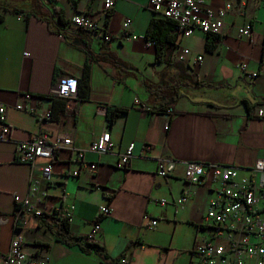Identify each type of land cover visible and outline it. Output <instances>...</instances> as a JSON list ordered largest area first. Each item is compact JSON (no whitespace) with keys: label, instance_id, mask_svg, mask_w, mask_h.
Masks as SVG:
<instances>
[{"label":"crops","instance_id":"0c3cea01","mask_svg":"<svg viewBox=\"0 0 264 264\" xmlns=\"http://www.w3.org/2000/svg\"><path fill=\"white\" fill-rule=\"evenodd\" d=\"M230 1L237 12L226 16L215 49L208 51L200 30L165 44L167 25L149 0L116 1L106 25L112 35L107 44L90 32L74 33L71 24L80 12L100 17L103 0H0V101L11 126L10 140L0 144V264L15 229L24 236L25 252L48 255L49 264H122V257L128 264L195 262L212 193L186 181L182 161L247 167L264 158V112L258 113L264 109V77H245L246 71L264 72V0ZM224 3L207 0L206 6L216 10ZM246 23L253 33L240 36L238 28ZM149 31L161 38V59ZM182 46L190 54L179 60ZM109 52L126 66L104 59ZM66 75L78 79L79 94L54 103L51 89ZM19 103L34 111L18 109ZM109 106L124 109L113 124L107 120ZM168 107H173L170 117ZM46 110L56 115L41 121ZM105 130L111 135L109 151H91V142ZM41 131L52 138L68 134L72 145L55 156L49 180L40 169L46 160L37 159L33 175L47 196L30 201L52 217L73 203L69 230L78 245L58 240L41 215L23 212L18 217L12 195L27 196L31 168L15 160L14 141ZM132 143L133 156L123 167L120 157ZM78 151L98 163L94 175L85 168L70 175L71 167L78 166ZM158 158L180 162L161 177ZM186 188L190 196L181 206L178 199ZM160 199L165 203L156 202ZM100 205L113 212L100 217L102 231L89 240Z\"/></svg>","mask_w":264,"mask_h":264},{"label":"built area","instance_id":"2783aa9c","mask_svg":"<svg viewBox=\"0 0 264 264\" xmlns=\"http://www.w3.org/2000/svg\"><path fill=\"white\" fill-rule=\"evenodd\" d=\"M117 0H103V10L100 17L88 12H80L71 18L74 33L90 32L95 38L107 44L112 35L105 26L106 16L115 7ZM207 0H149L152 10L163 18L174 22L173 33L177 35V41L188 38L195 30L206 34H221L226 16L237 12L235 5L230 0H225L219 9H211L206 6ZM127 22L126 24H128ZM240 36H250L253 33L251 23H246L238 28ZM154 43V41H151ZM179 46V45H178ZM28 54V53H25ZM190 54L188 47L182 46L177 52V58L184 60ZM202 56L197 57L201 61ZM245 71L244 63L240 64ZM264 72L246 71L245 77L249 81H255ZM51 95L63 99H70L78 95V79L74 76H60L51 89ZM27 99L31 95H25ZM18 109L34 111V108L25 107L19 103ZM264 109H259L262 114ZM173 107H168L166 114L170 117ZM51 110H46L39 115L41 121L51 120ZM168 125L166 126V128ZM11 126L7 121V107L0 101V144L10 140ZM72 138L68 134L52 138L47 132L41 131L29 140L14 141L15 160L28 164L31 174L28 181V194L21 197L13 193L14 202L19 206L18 217L21 213L42 215L43 211L38 209L30 197L47 196L45 190L41 189L39 179L33 175L37 167L38 158L46 162L40 166L43 177L49 180L52 172V164L57 153L64 148H71ZM111 147V135L105 130L94 139L89 149L97 153H106ZM134 143L120 157V165L126 167L133 156ZM75 162L78 166L71 167L70 175L78 176L83 168L91 175L96 173L98 163L85 160L84 151L76 153ZM176 159L158 158L157 174L166 177L172 174L176 168ZM184 164V176L187 182L205 186L212 193L205 211L204 222L201 227L202 234L197 239L194 249L193 264H264V158H259L252 166L239 167L216 162H203L187 160ZM189 189H184L178 199V204L183 205L189 198ZM164 204L165 199L156 200ZM74 204L57 213L58 217L69 221L73 215ZM113 212V207L100 205L99 211L93 220L92 231L89 240H93L102 231L100 217ZM156 224V220L152 221ZM4 264H49L48 255L32 256L25 252L24 236L15 229L7 253L2 255ZM122 264L128 261L122 257Z\"/></svg>","mask_w":264,"mask_h":264},{"label":"trees","instance_id":"16d2710c","mask_svg":"<svg viewBox=\"0 0 264 264\" xmlns=\"http://www.w3.org/2000/svg\"><path fill=\"white\" fill-rule=\"evenodd\" d=\"M110 16V13L106 16V20H105V26L108 23V17ZM59 18V22L60 24H64V20L62 18V15L58 16ZM162 21L164 23H166V28L168 30V35L165 38V44L167 45H174L176 43L177 40V35H175L173 33L174 30V22L171 21L168 18H163ZM156 22V21H155ZM151 24V28L152 26H154V23ZM171 32V33H170ZM157 33H154L149 31L148 33V37L151 39L150 41H154V43L158 46L159 51L157 52V59H161L162 55H163V50H162V42H161V38L158 37L156 35ZM207 39H206V43H205V48L208 51H213L216 47L217 41L219 40V34H206ZM104 59L110 61L111 63H113L114 65H116L117 67L120 66H126V62L123 61L121 58L117 57L115 54L109 52L105 55ZM85 73H87V68L85 70ZM78 94H79V90H78ZM81 97H86V92L83 91L81 92ZM51 99H53L54 103H56L58 101L59 97L56 96H51L49 97ZM61 103V107L59 110H63L64 109V104L62 102ZM124 109L122 107H112L109 106L107 108V120L109 122V124H113L117 118V116L123 111ZM51 119L53 118V115H56L55 112L51 111ZM65 174H68V170L67 172H65ZM41 217L47 222L48 226L50 228H52V230L54 231L56 237L58 240L64 242L65 244L69 245V246H74V245H78L79 244V238H75L70 234V230H69V226H70V221L66 218H60V217H52L50 215L47 214H42Z\"/></svg>","mask_w":264,"mask_h":264}]
</instances>
